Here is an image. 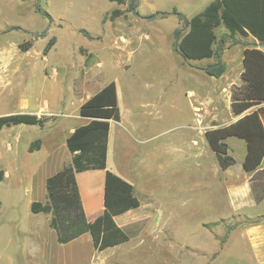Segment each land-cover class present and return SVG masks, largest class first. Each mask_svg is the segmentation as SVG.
Listing matches in <instances>:
<instances>
[{"label": "rangeland", "instance_id": "1", "mask_svg": "<svg viewBox=\"0 0 264 264\" xmlns=\"http://www.w3.org/2000/svg\"><path fill=\"white\" fill-rule=\"evenodd\" d=\"M37 2L50 20L34 12ZM137 3L144 4L141 0ZM127 6L106 0H0V32L13 26L20 28L0 35V49L17 44V56L11 54L10 59L15 67L0 71V87H4L0 89V112L16 110L21 100H30V94L39 95L45 88L60 90L88 82L92 76L85 67L97 62L96 55L103 73L94 75V80L99 84L114 81L120 87L121 109L133 127L127 130L134 138L121 134L116 139L110 161L124 168L133 183L145 184L149 178L147 183L156 203L145 205L134 222L123 229L129 237L127 242L102 253L94 252L91 259L84 257L82 248H62L59 253L68 258L65 264H264L263 205L254 203L253 195L248 193L249 202L236 207L229 199L227 178L218 170L214 155L188 161L182 152L193 146L194 119L196 123L210 122L209 115L204 120L200 111L194 115L192 106L198 105V96L202 101H212L213 126L230 122L234 118L230 91L241 85L239 57L244 46L262 47L253 38L238 34H228L219 43L226 30L217 29L215 48H219L225 71L216 79L204 73L216 58L185 61L177 51L178 40L173 33L169 37L171 48L163 37L150 38L152 21H141L143 31L128 30L113 37L117 51L126 48L131 53L113 50L107 34L109 42L100 44L80 33L81 29L104 33L107 26L101 22L102 15L114 9L126 10ZM133 17V13L126 12L117 20L133 26ZM172 23L171 19L161 22L162 36L168 35ZM177 30L182 37L187 32L186 24ZM46 31L56 38L43 56V48L52 37L46 33L40 36ZM28 41L30 47L24 52L19 50V45ZM125 63H130V68L124 69ZM135 138L140 140L137 145ZM236 149L233 156L240 158L241 149ZM240 175L235 172L230 177L238 179ZM248 177L244 176L239 185L247 186ZM12 182L5 179L0 183V264H45L44 252L51 253V247L41 244V240L49 241L44 227L49 216L31 214L28 197L18 188L13 190ZM89 242L80 243L90 248Z\"/></svg>", "mask_w": 264, "mask_h": 264}, {"label": "trees", "instance_id": "2", "mask_svg": "<svg viewBox=\"0 0 264 264\" xmlns=\"http://www.w3.org/2000/svg\"><path fill=\"white\" fill-rule=\"evenodd\" d=\"M117 5L128 4L127 9L112 10L108 17L115 20L126 12L136 14L137 0H106ZM35 13L48 20L50 16L36 3ZM180 21L187 25V32L179 37L180 31L174 32L178 40L177 51L185 61H200L216 58V63L204 68V73L213 78H219L225 71L221 62L216 30L223 27L226 33L219 39L224 42L230 36H251L260 45L264 44V0H215L190 20L185 19L175 9L172 12ZM43 32L40 36H45ZM80 33L91 39V35L80 30ZM227 34V35H226ZM55 39L51 38L43 49L46 55ZM19 45V50L26 51L31 43ZM243 71L240 75L241 85L234 87L230 95L231 111L239 115L254 105L264 102V49L247 47L242 53ZM79 114L90 118V122L78 127L66 139V147L71 160L57 173L46 179V202H33L29 210L32 214L49 215L48 226L56 234V241L60 245L68 244L84 234H89L94 251L103 252L119 246L129 240L126 232L117 226L116 216L134 210L140 206L134 195L133 186L106 170L107 144L110 121L120 120L117 102L116 84L112 81L99 92L85 101ZM44 118L29 114H11L0 117V131L4 127L15 125H30L43 127ZM236 137L246 143V155L243 170L252 174L250 184L256 202L264 199V107L258 108L245 115L233 124L208 130L205 138L214 153L221 170L234 164V159L228 153L226 139ZM40 141L30 145V151L38 150ZM105 170L104 182V211L102 216L92 223H88L76 183V174ZM3 172L0 171V181Z\"/></svg>", "mask_w": 264, "mask_h": 264}, {"label": "crops", "instance_id": "3", "mask_svg": "<svg viewBox=\"0 0 264 264\" xmlns=\"http://www.w3.org/2000/svg\"><path fill=\"white\" fill-rule=\"evenodd\" d=\"M144 3L142 6L137 7L136 14H133L134 23L130 25L125 24L124 21L120 22L116 18L115 20L110 21L109 19L103 21L105 16L108 17L109 14L102 15L101 22L105 25L106 30L102 34H91V39L100 44H106L109 42L108 38L106 39L105 35L112 40V49L118 53H124L129 51L126 48H121L123 51H117L116 47L113 46V37L118 33H126L128 30H131V33L140 32L142 30L141 21H152L153 23L149 24L150 28L153 31V34L150 35V38L153 37L155 40H162V37L168 41L169 47L171 48L169 37L174 35V32L178 29V27L183 23L178 19L177 16L173 15V9H175L180 15H182L185 19L190 20L192 17L200 13L205 7H207L210 3L215 0H141ZM119 6V5H118ZM124 11V10H122ZM124 16V15H123ZM122 17V16H121ZM171 19L174 23L172 28L169 30L168 35L166 37L162 36L160 33V24L163 20ZM156 21V22H155ZM124 24V25H120ZM118 26H120L118 28ZM11 29H4L0 32V35L8 34L10 32H14L16 29H20L19 27H10ZM118 28V30H117ZM187 28V25H186ZM143 31V30H142ZM130 33V32H129ZM47 36H52L48 34ZM84 37V36H83ZM251 37V36H249ZM51 38H56L55 36ZM50 38V39H51ZM149 38V40H150ZM252 38V37H251ZM49 39V40H50ZM57 40V39H56ZM55 44V42H54ZM17 44H14L12 47H4L0 49V71H8L10 68H14L15 65L12 64L10 59L12 58L11 54H14V58L17 56L15 49ZM54 46V45H53ZM52 46V47H53ZM88 47V45H86ZM45 47V46H44ZM248 46H244L243 50ZM89 48V47H88ZM44 49V48H43ZM52 49V48H51ZM50 49V50H51ZM126 49V50H125ZM242 50V53H243ZM135 51V50H134ZM43 52V51H42ZM89 52L94 54L93 51L89 48ZM131 53V50L129 51ZM26 53V52H25ZM36 55L37 52L35 51ZM242 53L239 57V63L241 66L240 75L243 71L242 67ZM48 54V53H47ZM46 54V55H47ZM16 55V56H15ZM43 55V56H46ZM97 62L93 66H86L85 69L87 73H90L92 76L91 80L88 82L82 81V85L79 87H65L63 89H57L55 87L45 88L44 91H41L39 95L34 92L30 94V100L23 99L20 101V104L16 110H11L7 112H0L1 116H7L11 114H29L37 116L38 118H44L45 122L43 127L39 126H30V125H15L11 127H4L0 131V171L3 172V179L0 183L4 182L5 179H11L13 182L11 183L12 189H20L24 196L28 197L27 207H30V204L33 202H46V188L45 182L46 179L50 176L57 173L64 165L68 164L71 160V155L66 147V139L69 137L71 133L74 132L75 129L81 126H85L90 122V118L82 117L79 114V109L81 105L87 101L94 94L99 92L105 85L109 84L112 81H108L102 84L97 83V79L94 80V75L98 73H103L101 70V64L95 55ZM211 59L200 60L201 61H209ZM237 60V59H235ZM96 65V66H95ZM100 65V68L97 66ZM130 63L123 64L124 69L130 68ZM96 67V68H95ZM193 72H197V69H191ZM199 72H203L200 70ZM88 79V78H85ZM114 82V81H113ZM115 83V82H114ZM116 84V83H115ZM4 87H0L3 89ZM234 88V87H232ZM203 93L204 98L206 96V90ZM232 90V89H231ZM120 87L116 85V94H117V102L120 111V120L119 121H110V127L108 132V146H107V168L106 170L115 174L122 180L130 183L134 188V195L140 202V206L134 210H130L124 214L116 216L114 218L115 223L122 229H125L131 222H134V219L140 215L143 211V207L149 206L151 204H156L154 198L152 197L151 188H150V180L146 179L147 182L143 184L139 181L131 182L126 175L125 169L120 167L117 163H112L110 161L112 154L114 153V143L116 139L120 137L121 134H124L126 138H134L132 134H130L127 128L133 130V127L128 123L123 114V110L121 109L122 100L120 99ZM231 92V91H230ZM37 95V97H36ZM231 95V94H230ZM200 100L196 103L197 106H192V110L194 111V115L196 111H200L203 114V119L209 115L210 122H198L196 123V119H194V124L192 129L195 130V138L192 141V145H189L186 150H183L184 154H186L188 161H194L197 157H212L214 153L211 151L210 146L205 138V133L208 130H212L219 127H225L230 124L235 123L245 115L250 112L264 107V102L254 105L246 111L242 112L239 115H235L231 111L234 118L230 122H225L220 125L213 126V117L211 116V107L212 101L204 99L201 100L200 95L198 96ZM231 103V102H230ZM230 106V104H229ZM208 123H211L209 125ZM202 124V125H201ZM199 125V126H198ZM139 138H135V143L139 144ZM40 141V147L38 150L30 151V145L36 141ZM232 140V141H231ZM235 140V141H233ZM235 142L232 143L231 142ZM143 142V141H141ZM226 144L228 146V153L234 159V164L225 170H221L218 162L216 160V165L219 171H221L224 176L227 178L225 180L227 194L229 196L232 204H235L236 207L243 206L244 204L249 202L248 193L253 195V202L256 204H262L264 208V199L260 202H256L255 195L252 192L250 180L252 174L246 173L243 170V161L246 155V143L238 139L236 137H230L226 139ZM126 143V142H125ZM235 145V147H234ZM127 143L125 145V148ZM241 149L240 158H235L233 153L237 150L236 148ZM209 153V154H208ZM65 157H62V155ZM173 155V153H172ZM12 157V158H11ZM215 157V155H214ZM142 162V161H141ZM240 165V166H239ZM12 168H9V167ZM234 166H239L236 169ZM163 171L166 167H162ZM131 171V169H129ZM241 174L238 176V179H233L230 176L233 173ZM240 172V173H238ZM105 170H91L76 174V183L78 186L80 199L82 203V207L86 216L88 223H92L99 219L104 211V182H105ZM248 177L247 186L244 184L239 185V181H241L244 176ZM228 201V199H227ZM226 198H225V202ZM148 203V204H147ZM1 207V203H0ZM159 209V205L157 204V210ZM146 211H151V209H145ZM32 214V213H31ZM38 215V214H33ZM49 216V215H47ZM50 216L46 219L44 227L45 233L48 236V240H41L46 245L51 247V253L47 251L44 252L45 256V264H65L67 257L62 256L59 252L62 248H69L71 250L84 249L85 256L90 259L93 257L94 248L92 246V241L89 234H84L80 238L65 244L60 245L56 241V234L53 230H51L48 226ZM54 236H53V233ZM82 240L90 241L89 244L91 247H87L80 243ZM39 241V240H38ZM264 241V240H262ZM57 243V245H56ZM57 253V254H56ZM98 253V252H97ZM102 253V252H100ZM75 256L72 258L74 259Z\"/></svg>", "mask_w": 264, "mask_h": 264}, {"label": "water", "instance_id": "4", "mask_svg": "<svg viewBox=\"0 0 264 264\" xmlns=\"http://www.w3.org/2000/svg\"><path fill=\"white\" fill-rule=\"evenodd\" d=\"M260 47L264 48V44H261Z\"/></svg>", "mask_w": 264, "mask_h": 264}]
</instances>
